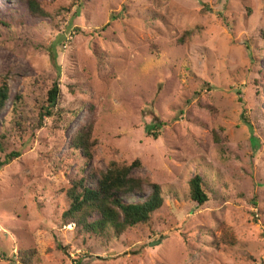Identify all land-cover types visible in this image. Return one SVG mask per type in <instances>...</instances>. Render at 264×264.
<instances>
[{"label": "rangeland", "instance_id": "rangeland-1", "mask_svg": "<svg viewBox=\"0 0 264 264\" xmlns=\"http://www.w3.org/2000/svg\"><path fill=\"white\" fill-rule=\"evenodd\" d=\"M28 1L0 0V264H264V0ZM54 81L63 112L40 118ZM88 117L90 160L68 145ZM134 160L162 189L149 227L63 221L71 179Z\"/></svg>", "mask_w": 264, "mask_h": 264}, {"label": "trees", "instance_id": "trees-1", "mask_svg": "<svg viewBox=\"0 0 264 264\" xmlns=\"http://www.w3.org/2000/svg\"><path fill=\"white\" fill-rule=\"evenodd\" d=\"M29 9L37 15L45 14L35 0L28 1ZM60 87L54 81L47 89L45 100L39 106V117L47 116L56 119L63 110L59 107ZM8 98V89L5 83L0 86V110ZM20 97L16 96L12 107L16 110ZM94 120L88 117L71 134L68 145L72 150H78L87 160L92 159L95 141L91 139ZM19 152L12 151L6 154L4 162H9ZM138 160L131 163L112 161L105 170L88 173L80 178L71 179L65 189L67 206L61 214L65 223H71L77 234L119 236L126 230L137 225L149 227L153 214L159 210L164 199L159 184L131 175V171L139 167ZM208 178L199 172L188 180V199L197 205H202L209 200V194L214 191ZM144 185L150 187V192L145 195ZM144 196L136 201H126L133 196ZM222 240L234 244L232 233L225 232ZM21 260L28 264L31 251H23ZM34 251L32 250V253ZM73 264H81L80 259H75ZM90 264V263H86Z\"/></svg>", "mask_w": 264, "mask_h": 264}]
</instances>
